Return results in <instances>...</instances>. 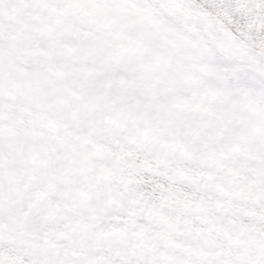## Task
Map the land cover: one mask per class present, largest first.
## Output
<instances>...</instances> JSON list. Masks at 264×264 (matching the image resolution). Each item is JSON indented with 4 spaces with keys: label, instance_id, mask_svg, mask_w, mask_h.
Segmentation results:
<instances>
[{
    "label": "snow or ice",
    "instance_id": "6c2138e0",
    "mask_svg": "<svg viewBox=\"0 0 264 264\" xmlns=\"http://www.w3.org/2000/svg\"><path fill=\"white\" fill-rule=\"evenodd\" d=\"M0 264H264V0H0Z\"/></svg>",
    "mask_w": 264,
    "mask_h": 264
}]
</instances>
